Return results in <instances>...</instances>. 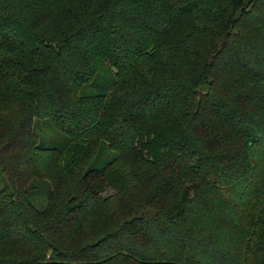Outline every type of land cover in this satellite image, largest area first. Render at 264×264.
I'll return each instance as SVG.
<instances>
[{"label": "trees", "instance_id": "obj_1", "mask_svg": "<svg viewBox=\"0 0 264 264\" xmlns=\"http://www.w3.org/2000/svg\"><path fill=\"white\" fill-rule=\"evenodd\" d=\"M0 264H264V0H0Z\"/></svg>", "mask_w": 264, "mask_h": 264}]
</instances>
